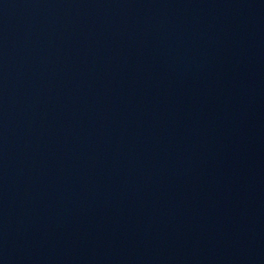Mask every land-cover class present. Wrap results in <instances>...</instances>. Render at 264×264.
I'll return each instance as SVG.
<instances>
[{
    "label": "water",
    "instance_id": "obj_1",
    "mask_svg": "<svg viewBox=\"0 0 264 264\" xmlns=\"http://www.w3.org/2000/svg\"><path fill=\"white\" fill-rule=\"evenodd\" d=\"M0 264H264V0H0Z\"/></svg>",
    "mask_w": 264,
    "mask_h": 264
}]
</instances>
